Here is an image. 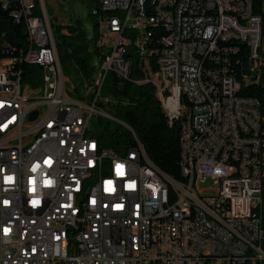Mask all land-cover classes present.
<instances>
[{
	"label": "built area",
	"instance_id": "built-area-1",
	"mask_svg": "<svg viewBox=\"0 0 264 264\" xmlns=\"http://www.w3.org/2000/svg\"><path fill=\"white\" fill-rule=\"evenodd\" d=\"M245 0H97V37L90 78L79 71L70 95L45 0H0L25 21L30 46L0 57V264H264V113L240 95L241 71L259 80L262 17ZM157 28L164 81L147 68L132 77L139 31ZM243 22L255 25L246 39ZM244 52L246 53H243ZM43 68L38 86L23 83V65ZM110 73L152 83L170 125L180 123L183 179L148 157L137 139L126 154L101 148L90 132ZM36 113L35 117H32ZM140 153L147 182L135 178ZM212 179L213 192L201 188ZM156 188L168 190L159 215ZM240 194L253 196L241 220Z\"/></svg>",
	"mask_w": 264,
	"mask_h": 264
},
{
	"label": "trees",
	"instance_id": "trees-1",
	"mask_svg": "<svg viewBox=\"0 0 264 264\" xmlns=\"http://www.w3.org/2000/svg\"><path fill=\"white\" fill-rule=\"evenodd\" d=\"M35 1L39 2V0ZM71 1L73 4L83 5L86 11L85 16L79 15L69 23L59 26L52 21L55 41L63 70L74 65L78 73L82 71L86 77L90 78L94 71L92 58L98 21L97 15L92 11L98 7V2L97 0ZM246 1H251L254 12L262 17L264 42V0ZM14 7L13 4L6 9L0 2V57L20 55L23 49L30 46L26 22L24 20L18 22L11 15ZM61 29L67 30L68 33H60ZM152 30L153 35H157V28L152 27ZM243 30L246 32V39H253V32H255L253 23L243 22ZM154 47L157 48V41ZM243 53L246 52L243 50ZM132 56L134 57L132 77H144L140 60L134 54ZM23 73V83L36 87L41 82L43 68L40 65L26 63L23 65ZM259 76L258 81L250 82V70L241 71L238 89H241L240 95L259 99L264 113V53ZM102 93L109 98V101L102 105L106 112L117 120L103 115L92 119L90 132L96 136L101 148L126 154L138 139L152 162L175 179H183L180 167V123L169 124L167 117H173V110L164 109L163 111L155 85L137 84L110 73ZM240 201L243 203L241 216H250L253 209L251 195L240 194ZM262 215L264 219V192Z\"/></svg>",
	"mask_w": 264,
	"mask_h": 264
},
{
	"label": "bare ground",
	"instance_id": "bare-ground-1",
	"mask_svg": "<svg viewBox=\"0 0 264 264\" xmlns=\"http://www.w3.org/2000/svg\"><path fill=\"white\" fill-rule=\"evenodd\" d=\"M150 8V0H141L140 12L141 18H148ZM245 12H252L251 1H243ZM25 22L27 27H34V13L25 12ZM152 27L160 28V19L150 18V21L144 22L139 31V40H142V47L139 48L140 67L147 68V60L150 58V72H153L155 83H163L164 72L163 63L157 61V48L154 43L157 38L153 36ZM173 110V109H168ZM132 161H134L135 178L138 182H147V172L144 171V165H141L140 153H132ZM157 206H159V215H166V208L169 207L168 190L165 188H156ZM253 204V196L251 195ZM241 220H250V216H241Z\"/></svg>",
	"mask_w": 264,
	"mask_h": 264
},
{
	"label": "rangeland",
	"instance_id": "rangeland-1",
	"mask_svg": "<svg viewBox=\"0 0 264 264\" xmlns=\"http://www.w3.org/2000/svg\"><path fill=\"white\" fill-rule=\"evenodd\" d=\"M70 4V8L66 9V5L60 0H45V4L51 17V20L56 25L67 24L72 19H76L79 15L85 16V8L81 4H73L71 0H68ZM55 25V26H56ZM60 33H68L67 30L61 29ZM263 52H264V42H263ZM66 77V85L70 92L71 96H78V71L74 69V65L68 66L64 71ZM201 188L206 190V193L213 192L210 189H214L216 187L214 181L212 179H206L202 181Z\"/></svg>",
	"mask_w": 264,
	"mask_h": 264
},
{
	"label": "flooded vegetation",
	"instance_id": "flooded-vegetation-1",
	"mask_svg": "<svg viewBox=\"0 0 264 264\" xmlns=\"http://www.w3.org/2000/svg\"><path fill=\"white\" fill-rule=\"evenodd\" d=\"M60 2H63L66 5V9L70 8V4L68 0H60Z\"/></svg>",
	"mask_w": 264,
	"mask_h": 264
},
{
	"label": "water",
	"instance_id": "water-1",
	"mask_svg": "<svg viewBox=\"0 0 264 264\" xmlns=\"http://www.w3.org/2000/svg\"><path fill=\"white\" fill-rule=\"evenodd\" d=\"M35 115H36V113L32 116V117H35ZM111 119H114V120H117L115 117H113V116H109ZM74 264H77V260L75 261V263Z\"/></svg>",
	"mask_w": 264,
	"mask_h": 264
}]
</instances>
